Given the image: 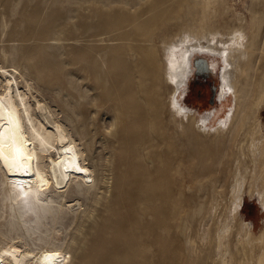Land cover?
<instances>
[{
  "label": "bare ground",
  "instance_id": "1",
  "mask_svg": "<svg viewBox=\"0 0 264 264\" xmlns=\"http://www.w3.org/2000/svg\"><path fill=\"white\" fill-rule=\"evenodd\" d=\"M200 1L209 4L77 0L66 6L68 0H39L21 14L12 31L20 35L26 28L34 41L5 48L1 57L16 51L15 69L28 88L33 86L26 70L41 90L55 96L66 121L40 102L46 112L35 117L27 92L12 90L5 79L0 264H264V230L257 235L252 222L237 224L238 255L232 251L234 214L243 205L245 185L264 206V128L253 114L264 101V62L257 67L264 55L263 20L254 15L251 37L238 30L168 38L170 26ZM9 2L13 12L21 1ZM102 33L118 42L98 44L102 39L95 37ZM178 42L186 43L180 58L169 51ZM198 53L222 63L224 112L215 120L210 111L198 116L181 98ZM197 69L216 75L213 61L202 60ZM50 184L65 191L47 202L67 206L69 192L76 203L68 206H81L83 198L86 206L82 215L79 207L71 209L75 226L68 227L69 241L47 251L35 242L42 235H32L34 229L41 233L38 210L27 215L13 205L6 226L1 205L27 194L42 201L40 189ZM42 207L52 211L49 204Z\"/></svg>",
  "mask_w": 264,
  "mask_h": 264
},
{
  "label": "rangeland",
  "instance_id": "2",
  "mask_svg": "<svg viewBox=\"0 0 264 264\" xmlns=\"http://www.w3.org/2000/svg\"><path fill=\"white\" fill-rule=\"evenodd\" d=\"M6 1L8 0H5V1L0 0V16H1L0 23H2L3 25L1 28L2 30H0V31H3V32H0V35H1L0 36V49H1L0 50V90L3 89V85L5 84V81H6L5 79L8 78L11 82L12 90L18 89L20 92H23V91L27 92V97H28L29 102L32 105V112L35 117L42 118V115H43L42 113L46 112V110H41L37 106L38 103L40 102L44 104L46 103L48 105V110H51L54 113L58 112L59 117L62 120L66 121L64 113L60 111L58 105L55 102V96L50 92L41 90L36 85L35 80L31 79L29 71L26 70V78L29 79V82H31L33 86L32 88H28L27 83L25 82L24 78L21 76L20 72L15 69L16 66L14 64H16L18 60L17 58L18 54H16L15 50H13V52L15 51L14 55L11 56L10 58L5 59L1 57V51L5 48L9 49L10 46H16L18 48L19 47L23 48L25 47L24 45L27 44V41H28L27 45H29L30 43H33L34 39L31 37L29 31L25 27L24 28L26 30L23 28L24 30L21 33L24 36L21 34L20 35L14 34L12 30L16 27L19 20L23 17L21 14L30 12L31 9L33 10L34 6H36L39 0H32V1L19 0V2L20 1L21 2L20 3L18 2L20 5L19 4L17 5L16 10H15L16 13L15 11H13L14 12L13 13L12 9L10 8L11 7L9 5L10 0L8 2ZM75 1L77 0H68V3H65V5L67 6V4H73L75 3ZM204 4L205 2L200 1L193 9H191L188 13H186V15L181 19V21L177 23H173L170 26L169 32L167 33L168 38L174 35L178 38H183L185 34L189 32H192L197 36H201L203 32L220 31L224 34H227V33L233 34L234 32L238 30H241V31L243 30L245 32L246 37L248 36L251 37L255 32V29L252 27V23H251L254 15L259 16L263 20L262 26L264 28V0H213V1L209 0L208 5L204 6ZM25 7L26 8L28 7V9H26ZM137 7L138 5L133 6V8H137ZM48 8L49 6L46 5L41 10L42 12H46L48 11L47 10ZM224 8L226 10H224ZM6 9H9V10H6ZM5 11H7L8 15H6ZM9 21H11V23ZM4 24L6 26H4ZM23 24L24 26H26L27 21H24ZM26 31H28L29 33V35L26 33L28 37L25 34ZM102 34H100V36L98 35L95 37L98 39L99 38L102 39V40L99 39V41L97 42L98 44L105 45V44H115L118 42V40L116 39H111V35L109 33H102ZM12 37L14 38V41ZM29 39L30 41L32 40V42H29ZM21 41L24 43H22ZM52 42L53 44H55L58 41L52 40L51 43ZM60 42H63V41H60ZM200 42L204 43L206 42V40L201 39ZM185 44H186L185 42H178L177 46L173 47V49L170 48L169 51L176 50L174 53L177 58H180L181 56L180 52L184 49ZM161 50H162V53L163 52L165 53L166 51L165 48L164 49L162 48ZM212 59H214V56L212 55L199 54V53L195 54L193 66H195L196 70L193 76H191L190 78L191 81L189 80V83L186 87L185 95L181 94V98L187 106L192 107L198 112V116L203 115L210 111L212 112V114H214V120H215V119H218L220 115L224 112L223 111L224 106L222 105V102L219 100V93H220L219 79H220V71H221L222 63L218 58L215 60H212ZM202 60H206L207 62L213 61L214 66L216 68L215 69L216 75L209 76L207 70L202 69L199 71L197 69L198 64ZM168 61L171 62V59L169 58ZM262 62H264V55H262L261 59L259 60L257 67L260 68ZM198 72H201V73H198ZM173 89H174L173 87L170 89L172 93H174L175 91ZM255 113L261 120L263 124V128H264V101L256 105V110L253 111V114ZM104 117L105 118L103 119V121L107 122L108 120L107 116H104ZM74 135L78 139V141H80L79 135L77 133H75ZM248 188H249L248 184L245 185V191L243 195V205L240 207V209L236 211V214H234V216L236 217V220H234V223L236 225L232 233V249H233L232 251L235 255H238V251L234 247V243L237 241V238H238L239 232H238L237 224H239L240 221L242 222L244 221L246 223L252 222V225H253L252 229L257 235L260 233L261 230H264V206L262 205V203L259 200V197L256 194H251L248 192ZM64 191L65 190L57 189L54 185L50 184L40 189V194L43 198L42 201L36 199L30 194H27L19 198L13 204L11 200H7L4 206L1 205V207H3V209L6 210L1 220L6 223V226H9L8 221L11 218L9 213L11 212L13 205L19 206L20 208L24 209L27 215L35 211V208H36L38 212L43 216L42 223H41V233L40 231L35 230V229H34V232H32V235H34V237L37 236V234L42 235L43 241L42 240L35 241L37 242V245L42 247V250L48 251V250H51L55 246V244L59 242L67 243L71 236L68 233L75 226V223L72 219L73 210L71 209L73 207L75 208L79 207L80 209L78 211H82L80 212V215H82L83 210L85 209V206H86L85 204L86 202L83 198L82 202L84 204H82L81 206H76V205H74L73 207L68 206V205L76 203V201L72 200V196L69 194V192H65V196L68 199L67 201L68 203H66L68 204L67 206L60 207L58 204V201H52L53 203L46 201L47 199H58L61 192H64ZM46 204H49L50 206H52V211H49V212L46 211L45 207L43 209L42 206H45ZM233 210L235 211V209ZM1 212L3 211L1 210ZM13 221L15 223L17 222V219L15 218ZM71 221H73V223ZM31 224L35 226V221H32ZM68 227L70 231L67 232V230H69ZM25 230L21 228V230L19 231L25 232ZM13 233L15 234L16 232H13ZM17 241H22V240L18 238ZM29 241L32 246H35L34 242L31 239ZM63 248L64 247H62L60 250L62 251ZM261 248H262V244L260 241H258L256 243V250L259 251L261 250Z\"/></svg>",
  "mask_w": 264,
  "mask_h": 264
}]
</instances>
